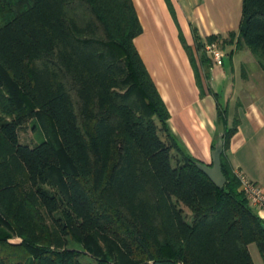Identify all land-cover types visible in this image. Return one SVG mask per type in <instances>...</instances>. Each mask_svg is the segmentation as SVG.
<instances>
[{
  "label": "trees",
  "instance_id": "1",
  "mask_svg": "<svg viewBox=\"0 0 264 264\" xmlns=\"http://www.w3.org/2000/svg\"><path fill=\"white\" fill-rule=\"evenodd\" d=\"M142 31L133 0H0V264H255L253 242L264 255L225 153L238 121L218 99L220 188L174 136ZM229 42L264 70V0H243ZM32 120L46 138L31 144Z\"/></svg>",
  "mask_w": 264,
  "mask_h": 264
},
{
  "label": "crops",
  "instance_id": "2",
  "mask_svg": "<svg viewBox=\"0 0 264 264\" xmlns=\"http://www.w3.org/2000/svg\"><path fill=\"white\" fill-rule=\"evenodd\" d=\"M133 1L143 27L135 45L169 109V125L180 146L212 162L220 133L219 99L228 109L229 126L238 121L227 140L226 156L234 168L264 186V79L254 81L240 71L238 79L234 76L226 83L224 99L216 90L218 80L228 73L227 57L235 73V59L244 50L229 42V33L239 30L243 0ZM213 35L218 36L219 46L225 41L223 66L214 65L211 54L197 46L198 40L208 44ZM255 209L264 218V211ZM249 248L255 264H264L258 245L253 242Z\"/></svg>",
  "mask_w": 264,
  "mask_h": 264
},
{
  "label": "rangeland",
  "instance_id": "3",
  "mask_svg": "<svg viewBox=\"0 0 264 264\" xmlns=\"http://www.w3.org/2000/svg\"><path fill=\"white\" fill-rule=\"evenodd\" d=\"M223 49L226 51L225 48H223ZM234 64H235V71L236 72L232 73V71H231L232 62L227 57L225 69L228 71V73L224 74L218 80L217 87H216V90L220 94L221 99L225 98L224 87H225L226 83L228 84V82L229 83L233 82L232 78L234 76H237V79H238L237 72L241 71L240 72L241 76H244L243 75L244 69H243V67H241L242 65H245L247 67V70L251 76L250 78L253 79L254 81H258L259 79H264V70L260 67L258 61L256 60V58L253 56V54L250 52V50L248 48H244V50L241 51V54H239V57H237L235 59ZM240 68H241V70H240ZM34 123H37V120H32L31 124L27 125L23 130H21V141L28 142V143L32 144L33 142H35V140H38V141L45 140L46 137H45L42 129L39 126H38V128L37 127L35 128V126H33ZM21 239L22 238L16 236V237L12 238V241L18 242V241H21ZM254 247H256V246H254ZM83 259L86 261H89L90 258L83 257ZM148 264H153V263L150 262Z\"/></svg>",
  "mask_w": 264,
  "mask_h": 264
},
{
  "label": "built area",
  "instance_id": "4",
  "mask_svg": "<svg viewBox=\"0 0 264 264\" xmlns=\"http://www.w3.org/2000/svg\"><path fill=\"white\" fill-rule=\"evenodd\" d=\"M204 50L211 54L214 65H224L227 53L216 42L206 44ZM234 172L240 181V189L247 196L249 203L254 208L264 211V186L253 181L239 168H234Z\"/></svg>",
  "mask_w": 264,
  "mask_h": 264
},
{
  "label": "water",
  "instance_id": "5",
  "mask_svg": "<svg viewBox=\"0 0 264 264\" xmlns=\"http://www.w3.org/2000/svg\"><path fill=\"white\" fill-rule=\"evenodd\" d=\"M224 132L220 131L219 138L215 143V148L212 150V162L197 161L198 167L204 171L218 187L223 188L227 183V177L222 166L221 155L224 150Z\"/></svg>",
  "mask_w": 264,
  "mask_h": 264
}]
</instances>
